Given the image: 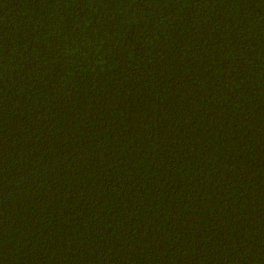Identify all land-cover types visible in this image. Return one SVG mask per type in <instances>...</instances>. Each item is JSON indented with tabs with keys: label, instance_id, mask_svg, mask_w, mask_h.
Masks as SVG:
<instances>
[{
	"label": "trees",
	"instance_id": "16d2710c",
	"mask_svg": "<svg viewBox=\"0 0 264 264\" xmlns=\"http://www.w3.org/2000/svg\"><path fill=\"white\" fill-rule=\"evenodd\" d=\"M0 264H264V0H0Z\"/></svg>",
	"mask_w": 264,
	"mask_h": 264
}]
</instances>
